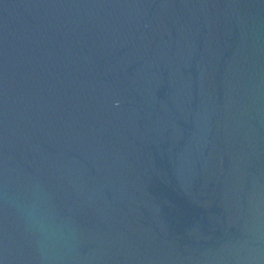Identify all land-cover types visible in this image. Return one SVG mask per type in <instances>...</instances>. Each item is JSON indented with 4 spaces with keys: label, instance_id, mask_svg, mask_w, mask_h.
Instances as JSON below:
<instances>
[{
    "label": "water",
    "instance_id": "95a60500",
    "mask_svg": "<svg viewBox=\"0 0 264 264\" xmlns=\"http://www.w3.org/2000/svg\"><path fill=\"white\" fill-rule=\"evenodd\" d=\"M0 264H264V0H0Z\"/></svg>",
    "mask_w": 264,
    "mask_h": 264
}]
</instances>
